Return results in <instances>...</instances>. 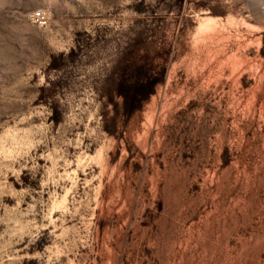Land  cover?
I'll list each match as a JSON object with an SVG mask.
<instances>
[{
    "label": "rangeland",
    "instance_id": "rangeland-1",
    "mask_svg": "<svg viewBox=\"0 0 264 264\" xmlns=\"http://www.w3.org/2000/svg\"><path fill=\"white\" fill-rule=\"evenodd\" d=\"M0 264H264V0H0Z\"/></svg>",
    "mask_w": 264,
    "mask_h": 264
},
{
    "label": "trees",
    "instance_id": "trees-1",
    "mask_svg": "<svg viewBox=\"0 0 264 264\" xmlns=\"http://www.w3.org/2000/svg\"><path fill=\"white\" fill-rule=\"evenodd\" d=\"M146 86V83H141L132 91H121V94L124 97V107L128 113L134 111L139 106L144 95L150 92Z\"/></svg>",
    "mask_w": 264,
    "mask_h": 264
},
{
    "label": "built area",
    "instance_id": "built-area-1",
    "mask_svg": "<svg viewBox=\"0 0 264 264\" xmlns=\"http://www.w3.org/2000/svg\"><path fill=\"white\" fill-rule=\"evenodd\" d=\"M48 19H49V17H48V14L46 12H38L36 14V21L40 25H43V24L47 23Z\"/></svg>",
    "mask_w": 264,
    "mask_h": 264
}]
</instances>
